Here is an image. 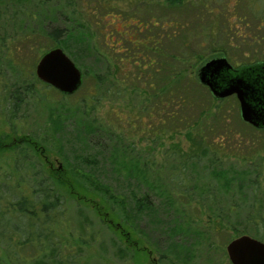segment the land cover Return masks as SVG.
Instances as JSON below:
<instances>
[{
  "label": "rangeland",
  "instance_id": "obj_1",
  "mask_svg": "<svg viewBox=\"0 0 264 264\" xmlns=\"http://www.w3.org/2000/svg\"><path fill=\"white\" fill-rule=\"evenodd\" d=\"M144 1L138 7L143 16L162 14L185 23V35L177 39H167L160 32L161 49L171 54H194L190 64L178 60V70L187 71L190 65L196 74L205 61L222 56L233 68L264 61V0H192L193 5L184 0L185 5L172 8L159 7L164 0ZM62 4L56 3L54 11L67 15ZM40 24L35 14L31 26L37 30ZM153 30V34L158 31ZM16 32L8 27L10 36ZM184 38H188L185 43ZM44 42L40 35L38 44ZM57 47L82 71L83 84L71 95L58 92L35 76V64L42 55L37 46L30 53L24 52L25 65H30L38 53L33 76L28 71L20 76L7 65L0 72V135L7 134L10 139L35 137L43 156H28L32 163H42L46 170H63L64 175L87 187L76 185L74 190L80 195L86 193L97 204L102 203L103 190L99 187H108L115 196L111 206L118 210L119 221L124 222L133 242L144 249L134 252L133 257L121 258L117 252L124 242L89 208L83 210L92 226L79 232L76 204L65 194L73 235L79 233L90 244L83 247L79 264H231L226 245L243 234L239 230L252 200L250 186L258 181L264 192V128L256 129L242 121L234 96L213 98L207 88L200 90L201 96L198 93V99L204 96L199 104L209 108L198 125H181L183 107L178 109L181 122L177 124L181 126L176 128L171 105L164 117L155 109L151 110L152 116L147 114L150 111L146 108L153 100L149 89L143 82L138 86L132 81L131 86L127 74L134 76L135 69L120 61V56L96 36H86L82 42L72 37ZM112 71L119 90L110 83L100 87L95 82L94 75L105 72L112 79ZM13 83L19 89L27 86L29 92L20 90L23 101L12 117V104L6 103L3 96ZM90 96H94L95 107L86 115L83 103H89ZM173 154L180 160H191L184 184L173 180L172 172L179 163L171 158ZM28 158L16 160L14 153L5 152L0 157V178L6 177L10 183L20 177L31 178ZM16 162L20 177L15 171ZM231 176L240 181L239 185L236 180L231 183L225 179ZM179 177L184 178V173ZM144 195L153 208L140 211L136 200ZM231 202H237L239 208L230 209ZM122 203H126V209H117Z\"/></svg>",
  "mask_w": 264,
  "mask_h": 264
},
{
  "label": "trees",
  "instance_id": "obj_2",
  "mask_svg": "<svg viewBox=\"0 0 264 264\" xmlns=\"http://www.w3.org/2000/svg\"><path fill=\"white\" fill-rule=\"evenodd\" d=\"M31 1L0 0V72L7 65L13 67L20 76H24L25 71L33 76L32 67L39 51L41 55L49 48L62 45L65 39L73 37L75 41L82 42L84 37L94 35L101 43L110 47L114 54L120 56V61L124 60L131 69H135L134 76L127 74L131 86L132 81L138 82V86L140 82L145 83L151 95L149 98L153 99L149 100L150 104L148 102L146 108V111H150L147 113L150 116L153 109L160 116L168 115L169 113L165 111L171 105L170 113L174 127L178 128L181 125L190 127L198 125L200 117L209 110L204 108L206 104H199L204 96L198 99V93L200 94V90L204 92L206 87L198 82L191 66H188L187 71L184 68V72L176 68L180 59L190 64L194 54L183 55L181 52L171 54L161 49L163 40L160 32L165 34L167 39H177L183 33L185 35V23L182 20L176 17L166 19L165 16H161L162 14L143 16L138 7L144 5L142 4L144 0ZM60 1L63 3L61 6L67 10V15L61 14L58 9L54 11L56 3ZM188 1L192 5L195 3L194 1L192 3V0ZM184 3V0H164L157 5L172 8L182 6ZM30 6L38 12L33 11ZM43 9L46 11L45 16ZM35 14L41 20V28L37 30L31 26ZM8 27L17 31L14 36L8 34ZM153 29L158 31L153 34ZM190 34L188 32V37ZM40 35L45 38L43 44H38ZM186 40L188 38H184V43ZM181 43L183 40L178 45ZM34 46H37L38 53L32 57L30 65H25L24 52L30 53ZM110 73L112 79L107 77L106 72L94 75L95 82L100 87L107 83L117 87L113 82L115 74L113 71ZM140 78L143 79L140 81ZM9 87L11 89L6 90L3 99L6 103L12 104L10 114L13 117L23 101V95L20 92L22 88L19 89L14 83ZM22 90L25 93L29 92L27 86ZM108 92L111 93V90ZM93 97L90 96L89 103H83V112L86 115L95 107ZM99 100V97H96L95 101ZM183 107L184 120L179 126L177 122H181V119L177 112ZM34 138L26 135L10 139L7 134L0 135V157L5 152L14 153L16 160L20 157L23 159L31 157L32 154L37 156V153L38 156L40 154L43 156L42 146ZM171 158L179 161L172 172L175 176L173 180L175 183L184 184V179H187L185 170L191 160L186 158L180 160L174 154ZM27 160L31 162L29 164L31 169L27 168L31 178L20 177L17 162L15 171L20 178L14 183H10L6 177L0 178V264H79L83 247L90 244L88 240L81 238L79 233L75 234L76 237L73 235L72 225L67 217L70 210L65 194L72 197L75 202L73 203L76 204L75 223L79 232H85V228L92 226L84 211L85 208H89L120 241L124 242V247H118L117 252L121 258L133 257L134 252L140 253L144 250L133 242L131 233L123 225L124 222L119 221L118 210L111 206L112 202L116 201L115 196L108 187H99L103 190L100 192L102 203L97 204L88 198L86 193L78 194L74 190L76 185L85 189L87 187L82 182L64 175L63 170L49 168L46 170L42 163L36 166L30 158ZM183 173L184 178H180ZM225 179L231 183L236 180L237 185L240 183L234 176ZM261 187L258 181L250 186L252 200L239 231L264 241V192ZM231 203L233 204L230 205V209L239 208L237 202ZM136 204L140 211L153 208L147 195L137 199ZM125 205L126 203H122L117 209L125 210ZM131 217L132 215L129 218Z\"/></svg>",
  "mask_w": 264,
  "mask_h": 264
},
{
  "label": "water",
  "instance_id": "obj_3",
  "mask_svg": "<svg viewBox=\"0 0 264 264\" xmlns=\"http://www.w3.org/2000/svg\"><path fill=\"white\" fill-rule=\"evenodd\" d=\"M34 73L65 95L74 94L83 82L82 71L60 47L44 52ZM196 76L215 98L235 95L242 121L256 129L264 128V63L233 68L225 57H215L205 61ZM226 253L231 264H264V241L242 234L227 243Z\"/></svg>",
  "mask_w": 264,
  "mask_h": 264
},
{
  "label": "flooded vegetation",
  "instance_id": "obj_4",
  "mask_svg": "<svg viewBox=\"0 0 264 264\" xmlns=\"http://www.w3.org/2000/svg\"><path fill=\"white\" fill-rule=\"evenodd\" d=\"M246 3H247V1H246ZM248 4V3H247ZM246 10H247V8H246ZM256 63H264V61L263 62H256ZM253 64H255V63H253ZM253 64H248V65H253ZM241 67V66H240ZM232 96H234L235 97V95H232ZM236 98V97H235Z\"/></svg>",
  "mask_w": 264,
  "mask_h": 264
}]
</instances>
